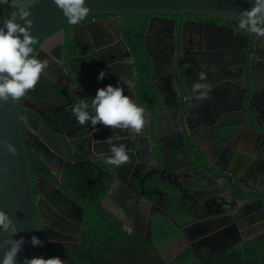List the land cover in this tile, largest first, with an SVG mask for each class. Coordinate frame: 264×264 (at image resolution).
Returning a JSON list of instances; mask_svg holds the SVG:
<instances>
[{
    "label": "flooded vegetation",
    "instance_id": "af4514ba",
    "mask_svg": "<svg viewBox=\"0 0 264 264\" xmlns=\"http://www.w3.org/2000/svg\"><path fill=\"white\" fill-rule=\"evenodd\" d=\"M124 16L68 22L33 51L49 65L22 108L27 161L34 160L29 171L40 257L76 264L86 248L82 204L87 198L69 182V166L88 174L94 167L97 174L87 191L99 186L93 196L98 198L110 184L99 198L101 207L147 240L152 241L157 217L168 216L195 253L252 242L264 252V218L255 221L264 209V38L240 31L238 22L143 15L141 49L150 63L149 89L158 97V109L153 115L145 110L139 132L90 121L80 125L73 106L83 102L93 114L97 89L116 86L120 77L124 94L138 104L135 61L121 31ZM68 32L72 42L84 45L89 60V69L76 75L77 84L63 58L52 53L68 40ZM201 72L206 80L199 82L211 86L205 100L192 91ZM109 136L113 145L128 150L129 161L118 167L106 163ZM163 144L176 157L167 155L160 165L155 150L159 147L161 156ZM176 194L179 210L170 213Z\"/></svg>",
    "mask_w": 264,
    "mask_h": 264
},
{
    "label": "trees",
    "instance_id": "16d2710c",
    "mask_svg": "<svg viewBox=\"0 0 264 264\" xmlns=\"http://www.w3.org/2000/svg\"><path fill=\"white\" fill-rule=\"evenodd\" d=\"M9 2L10 0L6 4H0V12ZM142 18L141 14L125 15L121 31L135 61L138 105L153 115L158 109L159 100L149 89L150 63L141 49L144 29ZM68 36V40L62 46L56 47L52 53L56 58H63L64 67L70 78L72 76V83L77 84L81 81L76 75L89 69V60L85 58L87 53L84 45L81 42H72L69 32ZM155 154L161 161L159 147ZM33 162L28 157V166H32ZM66 170L69 182H74L73 185L80 193L84 191V196L89 200H85L86 205L82 204L87 244L83 253L78 255L76 264H264L263 249L256 242L212 254L206 251L195 253L176 221L168 216L157 217L152 241L147 240L101 207L99 198L108 190L110 184L98 194V198L93 199V196L100 190L99 186L87 191L88 182L97 174L94 167L91 166L90 174L83 173L80 169L75 172L70 166ZM178 202L176 194L175 199H172V207L169 208L170 213L179 210ZM175 242L180 246L178 249H174L178 247L173 246Z\"/></svg>",
    "mask_w": 264,
    "mask_h": 264
},
{
    "label": "clouds",
    "instance_id": "9594fccd",
    "mask_svg": "<svg viewBox=\"0 0 264 264\" xmlns=\"http://www.w3.org/2000/svg\"><path fill=\"white\" fill-rule=\"evenodd\" d=\"M8 0H0V4H6ZM64 13L68 22L78 24L84 20L90 12L86 0H53ZM30 10L19 8L9 14L0 26V101L9 99L16 101L24 97L28 90L36 87L42 74L49 67L47 60H42L33 55V46L36 37L31 34L32 22L28 19ZM22 21L18 23L17 21ZM238 29L254 35L256 39L264 38V0H254L249 10L241 12L238 21ZM106 73L101 72L98 79L103 80ZM116 86L107 85L99 88L92 98L94 113L90 114L87 105L83 102L73 106L72 112L80 125L91 122L92 125H103L115 129H132L137 132L145 125V109L124 94V88L120 86L121 80ZM206 75L201 72L198 82L193 84L192 91L197 93V100H205L211 91L205 81ZM119 139V136H116ZM113 137H107V142L112 145L111 155L106 163L112 166H120L129 161L126 145L112 144ZM7 152L15 156L17 149L11 143L4 142ZM18 229L12 218L3 210H0V234L8 233V237L0 241V250L3 257L0 264H16L18 254L23 250L24 238L13 239ZM30 243L33 247L42 246V241L37 236H32ZM23 264H62L58 257L45 260L43 257L25 258Z\"/></svg>",
    "mask_w": 264,
    "mask_h": 264
},
{
    "label": "water",
    "instance_id": "95a60500",
    "mask_svg": "<svg viewBox=\"0 0 264 264\" xmlns=\"http://www.w3.org/2000/svg\"><path fill=\"white\" fill-rule=\"evenodd\" d=\"M90 8L88 16L108 15H194L224 22H238L241 12L249 10L254 0H86ZM24 8L30 10L28 17L32 22L31 34L36 37V46L49 34L68 23L62 10L53 0H10L0 12V26L10 13ZM23 25L22 21H17ZM88 28V27H87ZM89 29V28H88ZM89 30H92L89 29ZM84 31H86L84 29ZM98 36L96 31H89ZM75 34V31H73ZM81 41L88 43L80 35ZM41 52V47L39 48ZM67 79V76H65ZM27 93L19 100L0 101V210L6 212L18 229L13 239L24 238L23 250L18 254L16 264H23L25 258L40 257L41 252L30 243L32 236L38 237L36 223V203L30 179L27 151L24 142L22 108L27 106ZM164 104L162 103V107ZM14 145L17 154L7 152L4 142ZM161 163L164 165L167 155L176 157V153H167L163 144ZM261 191V190H260ZM264 193V191H262ZM260 208L263 209L262 204ZM264 218L262 213L255 214V221ZM8 233L0 234V241ZM3 250H0V259Z\"/></svg>",
    "mask_w": 264,
    "mask_h": 264
},
{
    "label": "rangeland",
    "instance_id": "374dc122",
    "mask_svg": "<svg viewBox=\"0 0 264 264\" xmlns=\"http://www.w3.org/2000/svg\"><path fill=\"white\" fill-rule=\"evenodd\" d=\"M173 246H178V247H175L174 249H178L180 247L178 242L173 243Z\"/></svg>",
    "mask_w": 264,
    "mask_h": 264
},
{
    "label": "crops",
    "instance_id": "0c3cea01",
    "mask_svg": "<svg viewBox=\"0 0 264 264\" xmlns=\"http://www.w3.org/2000/svg\"><path fill=\"white\" fill-rule=\"evenodd\" d=\"M261 112H263L264 113V110H260ZM117 142H119L118 140H117ZM186 238V237H185ZM187 241V240H186Z\"/></svg>",
    "mask_w": 264,
    "mask_h": 264
}]
</instances>
